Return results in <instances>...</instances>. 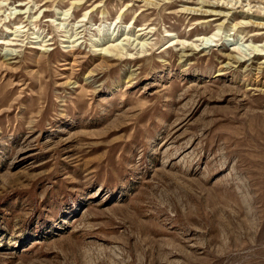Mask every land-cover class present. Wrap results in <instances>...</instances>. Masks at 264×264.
<instances>
[{
  "label": "rangeland",
  "instance_id": "obj_1",
  "mask_svg": "<svg viewBox=\"0 0 264 264\" xmlns=\"http://www.w3.org/2000/svg\"><path fill=\"white\" fill-rule=\"evenodd\" d=\"M160 240L264 264V0H0V264Z\"/></svg>",
  "mask_w": 264,
  "mask_h": 264
},
{
  "label": "bare ground",
  "instance_id": "obj_2",
  "mask_svg": "<svg viewBox=\"0 0 264 264\" xmlns=\"http://www.w3.org/2000/svg\"><path fill=\"white\" fill-rule=\"evenodd\" d=\"M142 243V242H140ZM155 243V241L153 242ZM154 247V246H153ZM157 252L156 256L152 259L153 263L156 264H177L176 261L171 260L170 258L175 256L177 252L182 251L180 246L174 243H166V241H157ZM153 249V248H152ZM186 258L189 256L188 253L185 254Z\"/></svg>",
  "mask_w": 264,
  "mask_h": 264
}]
</instances>
